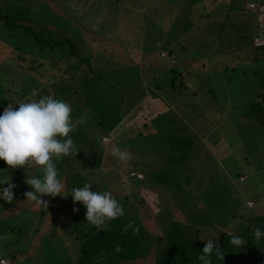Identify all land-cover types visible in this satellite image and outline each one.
Here are the masks:
<instances>
[{
	"label": "rangeland",
	"instance_id": "1",
	"mask_svg": "<svg viewBox=\"0 0 264 264\" xmlns=\"http://www.w3.org/2000/svg\"><path fill=\"white\" fill-rule=\"evenodd\" d=\"M253 1L256 7L248 8ZM82 3L92 5L90 12L81 10ZM0 5V115L4 100L17 103L51 93L46 85L57 79L50 80L47 71H61L56 67L62 68L67 57L71 58L67 43L53 48L32 44L33 32L23 33L22 24L29 22L33 30L44 34L58 31L56 39L61 34L72 36L77 51L90 58L80 63L76 75L81 72L96 84L89 86L83 79L70 96L85 99L91 90L102 89V100L97 99L78 116L86 121L80 125L86 139L78 149L82 147L88 160L99 159V154L104 157L103 164L93 168L79 157L86 167L76 160L81 168L75 170L85 172L82 180L88 176L93 191L105 187L123 206L134 203L148 230L161 232L156 214L167 206L181 221L200 224L215 233L226 231L188 212L191 206L181 204L184 193L170 184H163L164 188L159 182L152 183L154 175L145 180L128 179L131 170L145 169L144 160L149 161L148 167L160 165L171 174L182 172L183 167L172 160L169 141L158 137L160 131L180 126L184 134L195 132L192 150L196 155L191 160L196 164L193 177L197 180L189 184V194L216 189L243 203L255 197L257 187L264 186V127L244 114L256 95L258 75L264 71V49L254 45L264 43V0H1ZM80 13L85 20L77 17ZM52 36L53 32L43 40ZM168 47H173V55L167 56ZM161 50L166 57L160 55ZM157 82H163V90L155 89ZM33 90L36 96H31ZM108 101L116 106L112 119L100 112ZM103 135L111 142H104ZM112 146L130 151L132 159L119 162L110 154ZM74 157L66 156V162H74ZM0 164V181L9 180L15 187L27 171L30 178L42 176L36 165L10 169L5 161ZM148 170L152 169L145 172ZM238 173L243 174L239 181L246 177L245 182H238ZM59 179L65 185L61 196L41 197L48 208L27 199L25 193L33 189L25 188L0 211V256H6L9 264H53L73 250L69 242L72 228L86 208L82 203H67L71 191L68 175ZM6 187L8 184H0V189ZM247 200L246 215L264 217V199L256 204ZM6 202L0 197V206ZM152 259L150 249L146 258L138 261Z\"/></svg>",
	"mask_w": 264,
	"mask_h": 264
},
{
	"label": "trees",
	"instance_id": "2",
	"mask_svg": "<svg viewBox=\"0 0 264 264\" xmlns=\"http://www.w3.org/2000/svg\"><path fill=\"white\" fill-rule=\"evenodd\" d=\"M80 5L83 12L91 9L92 6L91 4L85 3ZM24 6H26V4ZM171 7L175 8L174 5ZM9 8L11 9V7ZM88 12L90 11L88 10ZM83 15V13H80L77 17L79 19L85 20ZM2 16L3 9L0 5V17ZM4 16H8V14ZM260 17L261 16H259V20L261 19ZM27 23L22 24L24 29L21 30L24 31L23 33L26 32L27 34L33 32V38H31L32 44L40 42L46 46H49L50 48H53L52 46L56 44L63 46V44L67 43V46H69L68 52L70 53L71 58L67 57L66 61L63 62L62 68L56 67L57 69H61V71L55 72L53 74L49 70L47 71V75H49L50 80H59L56 84L54 82L57 80L46 85L48 91L49 89L52 90L51 93L47 94L56 99L64 100L70 103L72 106V116L74 119L83 114L86 107L88 109L89 106H94V103L97 102V99L102 100L101 88H99V90H91L90 96L85 99L77 97L76 99H73V96H70L74 90V87L78 86L80 83H83V79L88 82L89 86H91V84H96L95 81H88L86 75H83L80 71V74L76 75V69L78 67L81 69L80 63L89 62L90 58L83 57L82 54L77 51L76 47L78 43L74 40V38L69 36V34H61V38L56 39V33L60 34V32L49 31L44 34L33 30L31 25H27ZM258 23L260 24L259 21ZM53 28L55 29V27ZM101 28L103 29L104 27L102 26ZM259 29L261 30V28ZM51 32H53L52 37L54 39L48 38L43 40V37L48 36ZM80 34L82 35V31H80ZM257 34L260 33L257 32ZM50 41L52 44L48 43ZM156 43L159 45L161 42L157 41ZM254 45L264 49V43H258ZM173 51V47H168L167 56L173 55ZM161 52L162 50L160 51V55H162ZM72 57L74 58L72 59ZM87 66L90 67V65ZM174 71L176 72L175 69ZM76 76L77 82L75 83L74 78ZM93 78L96 79L95 77ZM64 81L67 82L65 83ZM173 81L174 80L171 79L172 84L174 83ZM180 85H182V82H180ZM108 87L111 90L114 89L113 85H109ZM158 88L163 90V82L156 83L155 89ZM155 89H153L154 94ZM255 91L256 95L254 99L247 103L244 114L252 118L254 121H257L264 127V71L258 75ZM7 102L15 101L4 100L2 103L3 108ZM104 106L105 111H100L102 116L106 115L105 117L112 119L111 114L115 111L116 106L111 101L106 102ZM2 107L1 110L3 109ZM133 114L134 110L131 111L130 115L127 117L129 118ZM161 114L164 115V112H161ZM145 121L143 122V125L146 124ZM111 129H114V127L112 126ZM82 130V127L79 126L77 130L70 133V137L74 140V143L77 147L80 142H83L86 139V135L82 133ZM184 131V127L181 128L180 126H177L174 129L164 130V132H166L165 134L164 132L160 131L162 134L158 136L161 139L164 138L169 141V147L173 153L172 160L177 166L183 167L182 172L175 171L171 174L170 170H164V168L159 167L160 165L158 167H148L147 164L149 161L144 160L143 163L145 165H143V168H151L152 170L145 172V169L141 170L138 168L137 172H144L143 177H131H135L134 179L138 181L137 179L145 180L146 177L154 175L155 180L152 181V183L159 182L158 184L162 185L163 187L164 185L170 184L173 189L184 193L182 196H179L181 197V204L184 207L187 205L191 206L189 207L190 209H187L188 212L195 213V216L200 219H206L209 226L217 225L219 227L225 228L227 232L225 231L224 233H215L213 231L204 229V227L200 224H191L189 222L174 218L170 212V209H167V206L165 209L161 208V212L156 214V217L160 220L162 225L161 232H151L147 229L142 221V218L140 217L139 210L134 203H128L124 206L121 204L123 206L124 215L110 222H106V225L102 228H98L88 223L85 216L86 210H83L81 211V215H79L81 219L76 222L74 225L75 227L72 228L73 235L70 237L71 240H69V242H71L70 245L72 246L73 250L70 252H67L66 250L67 253H65L64 258L60 257V259H58L53 264H201V262L198 260V255L201 254L205 244L207 243V239H212L217 244H219V246L222 248V252L224 253L223 261L219 260L215 256V253H213V255L210 257L212 264H264V236H262L258 241L254 237V229L256 227H259L261 231L264 232V217H258V219H256L253 216H247L244 210L245 208L249 209V207L245 205V202L248 201L247 199H251L253 204H256L264 199L263 184L255 189L256 192L254 198H247L245 201H243V203L237 198H232V195L227 196L225 192L216 189L199 190L195 194H189V184L194 183L197 180L195 177H193L197 171L194 169L196 164L191 160V157L196 155L195 149L192 150V145L196 135L195 132H187L184 134ZM81 148L80 152H78L76 157H74V162L72 163L66 162V156L63 157L64 162L63 158L61 160H57L56 158L53 159V162L58 168V178L64 173L68 175L67 185L71 191L73 188L83 187V181L86 183H91L88 176L85 180H82L85 178V172H82L81 170H75L79 167V164L75 163L76 160H79L82 166L84 165V167H86V165L82 159L87 160V162L90 164L88 167L91 168L101 165V162L103 164L104 161V157L100 154L99 159L88 160L85 152L82 151ZM65 162L67 163L66 166H64V164H66ZM2 164H0L1 170L3 168ZM69 166L71 167L70 169ZM39 170L41 169L39 168ZM37 173L38 175L42 174V172ZM30 175V172H25V178L21 180L17 187H15L17 189L14 188V200H16L17 197L19 198V195L21 194L20 191H23V189H32V187L25 182L26 176L30 178ZM242 176L243 174L238 173L237 179L239 183H242V181H246L247 179L245 177L239 181V178ZM164 177L169 178L168 180H165ZM211 184L214 185L213 183ZM212 185L211 187L213 188ZM71 191L66 200L68 204L73 205ZM102 191H106V188L104 187ZM138 198L136 197L137 200H140V196ZM201 200H204V203ZM10 204L11 203L6 202L4 207L0 206V211L5 210L10 206ZM231 236L241 237L245 243L240 247H234L228 242ZM117 245L120 246L119 251L116 250ZM150 249L153 254L152 261H138V259H145ZM2 257L6 258L4 255H2Z\"/></svg>",
	"mask_w": 264,
	"mask_h": 264
},
{
	"label": "clouds",
	"instance_id": "3",
	"mask_svg": "<svg viewBox=\"0 0 264 264\" xmlns=\"http://www.w3.org/2000/svg\"><path fill=\"white\" fill-rule=\"evenodd\" d=\"M33 90L31 96H36ZM15 103V102H13ZM18 108L12 103L4 109L0 115V160L6 162L9 168H24L25 165H36L42 171L41 178H28L25 182L33 191L25 193L27 199L35 201L48 208L47 202L42 196H61L64 183L58 178V168L53 162L56 158L74 155L80 150L70 137V133L84 124V117L72 116V106L50 95L39 99L18 101ZM110 154L121 163H127L132 159L128 150L112 146ZM0 184H8V187L0 189V197L8 203L14 200L13 188L9 180L0 181ZM92 183L88 182L83 187L73 188L71 196L74 203H82L86 208V221L91 225L102 228L106 222H110L124 215L123 206L116 200L110 191H93ZM67 197V196H62ZM78 211V209H74ZM264 232L259 227L254 229V237L258 241ZM198 260L201 264H212L210 257L215 256L223 261L222 248L212 239H207ZM229 244L240 247L245 242L243 238L231 236ZM120 250V246H116Z\"/></svg>",
	"mask_w": 264,
	"mask_h": 264
},
{
	"label": "built area",
	"instance_id": "4",
	"mask_svg": "<svg viewBox=\"0 0 264 264\" xmlns=\"http://www.w3.org/2000/svg\"><path fill=\"white\" fill-rule=\"evenodd\" d=\"M247 6H248V8L253 9V7H256V3L254 1L253 2H249ZM9 103L15 104V105H13L14 108H18L19 107L16 103L7 102L4 105L3 111L8 106ZM101 138H102V140L104 142H108L109 139H110V142H111V138L108 135H105V136H103ZM131 176H137L138 178H142L143 177V173L142 172H137L135 170H131V172L128 173V177H131ZM247 202H249V201H247ZM0 264H9V260H7V258L1 257L0 258Z\"/></svg>",
	"mask_w": 264,
	"mask_h": 264
},
{
	"label": "crops",
	"instance_id": "5",
	"mask_svg": "<svg viewBox=\"0 0 264 264\" xmlns=\"http://www.w3.org/2000/svg\"><path fill=\"white\" fill-rule=\"evenodd\" d=\"M148 101V100H147Z\"/></svg>",
	"mask_w": 264,
	"mask_h": 264
}]
</instances>
